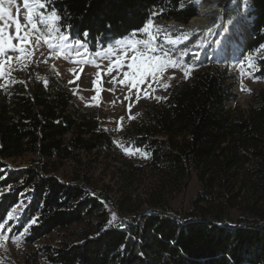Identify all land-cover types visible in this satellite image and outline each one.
<instances>
[{"label":"trees","instance_id":"1","mask_svg":"<svg viewBox=\"0 0 264 264\" xmlns=\"http://www.w3.org/2000/svg\"><path fill=\"white\" fill-rule=\"evenodd\" d=\"M251 2L253 23L242 54L245 59L260 54L254 76L264 79V0ZM46 7L56 9L61 25H71L73 38L82 39L88 32L89 52L141 28L150 10L156 12L152 23L188 22L197 16L185 0H50ZM236 85L229 66L207 64L144 107L122 134L127 144L148 154V164L169 176L178 190L197 177L201 189L188 210L174 209L159 196L119 226L99 223L95 233L84 234L79 242L41 247L44 260L264 264V91L247 111H235L227 104L236 97ZM1 91L3 232L23 236L32 245L94 216L105 219L109 197L96 193L88 176L65 182L51 174L46 163L80 161V152L114 148L115 135L103 128L96 109L78 108L55 76L42 78L32 67ZM27 156L36 160L28 167L8 163ZM15 210L8 220L6 213Z\"/></svg>","mask_w":264,"mask_h":264},{"label":"rangeland","instance_id":"2","mask_svg":"<svg viewBox=\"0 0 264 264\" xmlns=\"http://www.w3.org/2000/svg\"><path fill=\"white\" fill-rule=\"evenodd\" d=\"M2 2L7 8V0H2ZM185 3L195 7L197 15L199 14L198 5L189 3L188 0H185ZM17 6H19L20 21L23 24L25 23L23 0H15V4L10 9L13 15L16 14ZM252 11L251 0H237L236 5L227 11V22H232L245 13L249 24L252 25ZM171 22L182 25L190 23L175 19L161 20L154 21L153 28L167 30L173 38L183 39L182 34H187L190 37L180 43L176 49L168 45L173 54L179 57L186 44L194 40L196 32L181 29L171 30L169 29ZM0 26H3L2 23ZM128 38L129 36L123 39L128 40ZM46 39H50V37L42 38L38 46H35L34 39L26 42L23 45L25 53L19 59H17L18 53H8L12 56V60L4 64L5 75L0 77V94L8 82L25 76L32 67L42 78L46 75L55 76L63 84L65 90L72 94L73 103L78 108L96 109L103 128L115 135L114 148L90 153L80 152V161L73 159L64 163L55 161H46V163H48L51 174L65 182L82 180L88 176L95 192L109 197V200L105 201L107 216L105 219L101 216H94L82 224L56 231L32 245L26 244L23 236H8L0 227V235L7 238L0 239V264H50L39 252L41 247L58 245L64 241L79 242L84 234L95 233L99 223L119 226L129 217L130 213L147 208L152 201L157 202L159 196L165 197L169 201V206L174 209L188 210L191 201L201 189L197 177L194 176L187 186H182L178 190V185L169 176L160 173L148 164L150 158L148 154L126 143V139L122 136L124 130L144 110V107L165 97L170 86L181 79L190 78L194 72L207 64L230 67L237 85L235 88L236 97L227 104L229 109L247 111L249 106L256 102L257 95L264 91V79L254 76L255 61L260 56L259 53L245 59L242 54L243 49L236 59L221 61L210 58L208 54L214 49L213 45H210L206 55L199 61L194 60L186 52L183 57L185 65L183 70L178 64L175 68L166 69L158 81H152L151 77L146 78L145 82L139 86L140 99L137 100V89L130 88L131 80L124 76V73L129 69L124 67L118 70L113 63L111 72L108 71L110 61L115 62L118 54L125 57L123 60L125 65L129 63L130 50L119 52L114 48L109 52L107 48H104L87 54L81 53L79 57L65 56L64 54L57 56L50 53L45 43ZM13 43L17 44L18 42L14 40ZM96 53H99V56H96ZM26 60L30 63L25 66ZM185 72H188L187 77ZM149 83L152 85L151 88L148 87ZM164 85H167V88ZM145 90H147V95L144 94ZM35 161L32 156H27L18 160H9L8 163L14 168H25L34 164ZM130 164H133V167ZM16 213L17 210L13 215L15 216ZM113 216L115 219H112Z\"/></svg>","mask_w":264,"mask_h":264},{"label":"snow or ice","instance_id":"3","mask_svg":"<svg viewBox=\"0 0 264 264\" xmlns=\"http://www.w3.org/2000/svg\"><path fill=\"white\" fill-rule=\"evenodd\" d=\"M7 2L8 7L6 8L2 0H0V23L3 25L0 26V58H6L0 59V77L5 75L4 64L12 60V56L8 55V53H18L17 59H19L25 53L23 45L26 42H30L31 39H34L35 46H38L42 38L45 36L50 37V39L45 40V43L50 53L57 56L64 54L65 56L79 57L81 53L87 54L89 52L87 44L88 32L82 33V39L73 38L70 32L71 25H61V15L57 13L55 8L49 10L46 7L50 0H45V2H42V0H23V8L25 10L23 16L25 23L23 24L19 17V6H17L15 15L10 10L15 4V0H7ZM188 2L201 5V0H188ZM42 9L43 11H41ZM155 15V10H150L149 18L145 24L141 28L133 30L129 34L128 40L122 38L119 41H112L105 45L109 52L114 48L119 52L130 50L129 63L125 65L123 63L125 57L118 54L115 62L110 61L108 71L111 72L113 63L118 70L127 67L129 71L125 72L124 76L131 80L130 88L137 89V100L140 99L139 86L145 82L146 78L151 77L152 81H158L166 69L175 68L179 64L183 70L185 66L183 57L186 52L182 51L180 56L176 57L172 50L168 48V45H177L180 42V38H173L167 30L153 28L152 17ZM182 38L187 40L190 37L187 34H182ZM14 40L18 43L14 44ZM95 55L99 56V53ZM28 63L30 61L26 60L25 66ZM187 67L192 68L194 66ZM187 75L188 72H185L186 77ZM148 87H152L151 83H149ZM164 87L167 88V85H164ZM144 94L147 95V90H145ZM157 99L160 98L157 97ZM6 216L8 220L14 218L11 211L7 212ZM3 219V217H0V222ZM112 219H115V216ZM2 226L0 224V227ZM9 228L10 225L4 230L7 231ZM24 231L27 233L28 228H25ZM0 239L7 238L0 235Z\"/></svg>","mask_w":264,"mask_h":264},{"label":"bare ground","instance_id":"4","mask_svg":"<svg viewBox=\"0 0 264 264\" xmlns=\"http://www.w3.org/2000/svg\"><path fill=\"white\" fill-rule=\"evenodd\" d=\"M236 1L201 0V5H198L199 14L192 18L190 23L182 25L171 22L169 29L196 32L194 40L189 41L184 49L196 61L206 55L210 45L214 48L208 54L210 58L221 61L236 59L245 48L250 34L249 19L245 13L234 21L227 22V11L236 5ZM185 41L180 39L177 45L169 46L176 49L180 43Z\"/></svg>","mask_w":264,"mask_h":264},{"label":"water","instance_id":"5","mask_svg":"<svg viewBox=\"0 0 264 264\" xmlns=\"http://www.w3.org/2000/svg\"><path fill=\"white\" fill-rule=\"evenodd\" d=\"M250 33H251V31H250Z\"/></svg>","mask_w":264,"mask_h":264}]
</instances>
